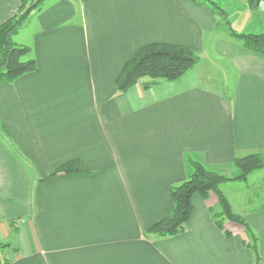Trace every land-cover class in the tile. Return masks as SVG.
<instances>
[{
	"label": "crops",
	"instance_id": "crops-1",
	"mask_svg": "<svg viewBox=\"0 0 264 264\" xmlns=\"http://www.w3.org/2000/svg\"><path fill=\"white\" fill-rule=\"evenodd\" d=\"M21 1L0 0V24ZM215 1L229 4L232 28L245 15L236 31L264 32V1L257 11L247 0ZM155 42L200 59L177 80L144 78L119 92L129 56ZM14 43L37 65L0 82V241L11 244L0 264H256L249 236L216 224L214 193L193 196L182 233L146 230L171 212L188 154L228 175L236 157L264 155L263 54L192 0H46ZM72 159L87 172L51 176ZM263 171L248 176L262 192H247L248 180L223 183L238 184L242 206L220 188L257 236L259 264L264 204L249 205L264 195Z\"/></svg>",
	"mask_w": 264,
	"mask_h": 264
},
{
	"label": "trees",
	"instance_id": "trees-1",
	"mask_svg": "<svg viewBox=\"0 0 264 264\" xmlns=\"http://www.w3.org/2000/svg\"><path fill=\"white\" fill-rule=\"evenodd\" d=\"M46 0H22L17 11L7 21L0 24V82H14L20 76L36 69V60L31 56L29 46L16 45L14 36L28 22L31 13L39 10ZM196 4H214L218 14L226 23L229 33L243 43L245 47L264 55V32H238L230 24L228 10L218 6L215 0H192ZM264 0H247L248 6L257 11ZM200 57L191 48L169 44L149 43L135 50L125 62L116 78L117 90L126 92L141 79L174 81L194 67ZM186 179L170 188L173 201L171 212L152 224L146 233L157 234L161 237L182 233L189 221L193 210V196L201 195L208 199L210 193H215L219 203V212H213L216 224L230 237L235 232L231 224H236L250 239L243 243L250 247L255 255L256 264L261 257L257 246V236L245 218L235 212L230 201L221 191V185L228 181H244L255 170L264 168V157L260 153H251L236 157L233 165L236 173L228 176L215 166L206 164L198 155L186 156ZM63 172L66 174L85 173L78 159H72L59 165L51 176ZM264 194V191H263ZM10 246V243H0V251Z\"/></svg>",
	"mask_w": 264,
	"mask_h": 264
},
{
	"label": "rangeland",
	"instance_id": "rangeland-1",
	"mask_svg": "<svg viewBox=\"0 0 264 264\" xmlns=\"http://www.w3.org/2000/svg\"><path fill=\"white\" fill-rule=\"evenodd\" d=\"M206 5H208V6H210L211 8H213L214 10H217V8H216V6L214 5V4H206ZM218 6H220V7H222V8H224V9H226V10H228V11H230V8H229V4H217ZM218 15V14H217ZM244 16L245 15H242V17H237V19H236V23L233 25V29L235 30H237V29H239L240 27H241V23H243V22H245V19H244ZM234 17H235V14L234 13H232L231 14V16H230V21H231V23L233 24V20H234ZM20 31V30H19ZM247 32H252V31H247ZM263 157H264V155H263ZM263 169V168H262ZM229 172V171H228ZM232 173L233 172H231V174L230 175H228L227 173H225V174H227L228 176H233V175H235V174H233L232 175ZM260 177H262L263 179H264V171H263V173H260V174H257L256 175V178L258 179V178H260ZM254 178L255 177H248L246 180H245V182L247 181V182H249V184L247 185V192H249V193H254V192H262L260 189H258L257 188V184H256V182H254ZM261 180V179H260ZM236 181H238V180H236ZM258 181H259V179H258ZM259 182H261V181H259ZM263 191H264V182H263ZM227 187H228V189H226L225 188V184H222L221 185V189H222V191H224V192H227L228 191V193H229V196H230V198L231 199H233L232 201H234V202H236L235 204H237V206L239 205V206H242L243 205V202L240 200V199H243V198H241L240 197V194L238 193V192H236L237 191V187H238V184L236 183H231L230 182V185H227ZM253 191V192H252ZM242 192V191H241ZM215 194V193H214ZM248 194V193H247ZM246 199H247V195H246V198H245V202H246ZM261 204H264V195H263V197H258L257 199H255L252 203H250V207H253V206H258V205H261ZM246 207L247 208H249L248 207V205H246ZM234 208V207H233ZM236 211V210H235ZM154 224V223H153ZM245 233V232H244ZM250 239V238H249ZM0 243H8V242H2V241H0ZM11 245V244H10ZM5 249V248H4Z\"/></svg>",
	"mask_w": 264,
	"mask_h": 264
}]
</instances>
